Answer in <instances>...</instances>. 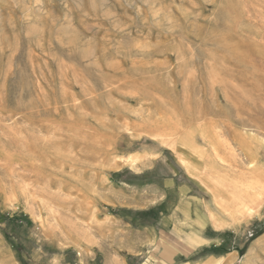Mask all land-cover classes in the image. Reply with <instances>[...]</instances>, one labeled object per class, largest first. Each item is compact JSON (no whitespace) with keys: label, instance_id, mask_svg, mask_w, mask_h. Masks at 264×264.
Wrapping results in <instances>:
<instances>
[{"label":"rangeland","instance_id":"1","mask_svg":"<svg viewBox=\"0 0 264 264\" xmlns=\"http://www.w3.org/2000/svg\"><path fill=\"white\" fill-rule=\"evenodd\" d=\"M263 186L264 0H0V264H264Z\"/></svg>","mask_w":264,"mask_h":264},{"label":"bare ground","instance_id":"2","mask_svg":"<svg viewBox=\"0 0 264 264\" xmlns=\"http://www.w3.org/2000/svg\"><path fill=\"white\" fill-rule=\"evenodd\" d=\"M160 132V131H159ZM163 132V131H162ZM227 171V170H226ZM212 175V174H211ZM210 176V175H209ZM214 176V175H213ZM212 176V177H213ZM219 178V177H218ZM223 179V178H222ZM254 181V180H253ZM252 181V182H253ZM254 183V182H253ZM220 185V184H218ZM252 185V184H250ZM232 186V185H231ZM253 186V185H252ZM245 187V186H244ZM256 188V186H254ZM259 187V186H258ZM261 187V186H260ZM259 187V188H260ZM264 187V186H263ZM214 188L217 190L218 186H214ZM213 188V189H214ZM248 188V187H247ZM250 188V187H249ZM248 188V189H249ZM253 188V187H252ZM215 191V190H214ZM213 191V192H214ZM240 191V190H239ZM246 191V190H245ZM244 191V192H245ZM254 192V191H253ZM215 193V192H214ZM218 193V191H217ZM240 193V192H239ZM231 199L229 202H227L228 204H231L230 206H232L233 209H231L230 211L232 212L231 214L234 215L235 217L240 218L242 221L245 219V221L247 219H250L251 217H253L254 214H256L262 205L264 201H261L259 198V195H263L264 194V188L260 191V192H256L255 194H251L249 193V191L247 190L246 193H244L241 196H237L235 192H231L230 193ZM242 194V193H241ZM240 194V195H241ZM219 196L220 194H215V196ZM217 196V197H218ZM220 197V196H219ZM218 199V198H216ZM221 204H223L222 202H220ZM226 205V204H225ZM227 207V206H226ZM229 207V206H228ZM219 208V207H218ZM230 208V207H229ZM220 209V208H219ZM234 211V212H233ZM227 212V211H226ZM225 212V213H226ZM234 213V214H233ZM236 213V214H235ZM230 214V215H231ZM231 215V216H232ZM229 218V217H228ZM234 220V219H233ZM237 220V219H236ZM234 223H236V221L234 220ZM218 224V223H217Z\"/></svg>","mask_w":264,"mask_h":264}]
</instances>
